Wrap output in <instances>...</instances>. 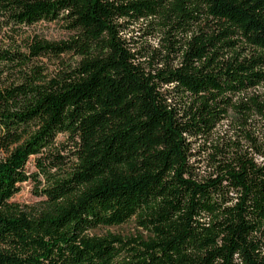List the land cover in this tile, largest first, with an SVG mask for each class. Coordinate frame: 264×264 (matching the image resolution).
<instances>
[{"label": "trees", "instance_id": "trees-1", "mask_svg": "<svg viewBox=\"0 0 264 264\" xmlns=\"http://www.w3.org/2000/svg\"><path fill=\"white\" fill-rule=\"evenodd\" d=\"M0 264H264V0H0Z\"/></svg>", "mask_w": 264, "mask_h": 264}, {"label": "rangeland", "instance_id": "rangeland-1", "mask_svg": "<svg viewBox=\"0 0 264 264\" xmlns=\"http://www.w3.org/2000/svg\"><path fill=\"white\" fill-rule=\"evenodd\" d=\"M137 27V26H136ZM137 28L135 30L130 31V33L135 36L138 35ZM31 34H36L38 37L43 38L49 41H61L65 40L69 37V33L66 29L65 24L62 22H52V23H39L34 28L31 29ZM144 41V40H142ZM147 42L150 45L155 44L154 39H147ZM63 64L71 63L70 56H64L61 58ZM43 65L48 68V72H53L58 68L59 61L44 59L41 61ZM70 144L68 142V138L66 135H59L54 143V152L59 154L60 156H68L70 151ZM69 157V156H68ZM203 166V165H201ZM206 167H202V172L205 173ZM26 171L29 174H33L36 172L34 158H30L27 165ZM42 185L40 186L38 183H33L31 181L20 185L19 192L13 197L11 202L17 203L21 206L33 207L38 203L42 198L38 196V192L40 191ZM135 226L132 224L122 226L117 229L110 230H101L100 234H104L106 231H110L112 233L118 234H132L135 232Z\"/></svg>", "mask_w": 264, "mask_h": 264}]
</instances>
